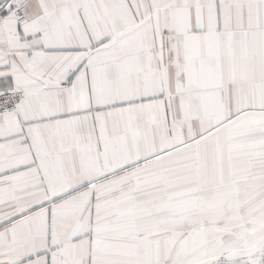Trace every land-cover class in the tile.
Wrapping results in <instances>:
<instances>
[{"label": "snow or ice", "instance_id": "obj_1", "mask_svg": "<svg viewBox=\"0 0 264 264\" xmlns=\"http://www.w3.org/2000/svg\"><path fill=\"white\" fill-rule=\"evenodd\" d=\"M0 264H264V0H0Z\"/></svg>", "mask_w": 264, "mask_h": 264}]
</instances>
